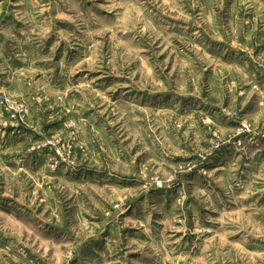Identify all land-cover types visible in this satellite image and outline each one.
<instances>
[{"label":"rangeland","instance_id":"obj_1","mask_svg":"<svg viewBox=\"0 0 264 264\" xmlns=\"http://www.w3.org/2000/svg\"><path fill=\"white\" fill-rule=\"evenodd\" d=\"M0 264H264V0H0Z\"/></svg>","mask_w":264,"mask_h":264},{"label":"built area","instance_id":"obj_2","mask_svg":"<svg viewBox=\"0 0 264 264\" xmlns=\"http://www.w3.org/2000/svg\"><path fill=\"white\" fill-rule=\"evenodd\" d=\"M2 102H3L5 105H9V104H10V99L7 98V97H3ZM25 111H26V108L24 107V105H23V104H19L18 109H16L15 111H11V113L13 114V116H15V115H16V112H18V113H23V112H25Z\"/></svg>","mask_w":264,"mask_h":264}]
</instances>
